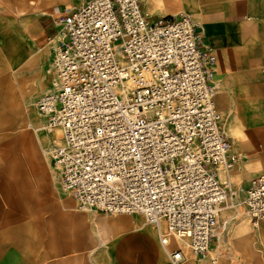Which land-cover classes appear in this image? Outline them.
<instances>
[{"label": "built area", "instance_id": "1", "mask_svg": "<svg viewBox=\"0 0 264 264\" xmlns=\"http://www.w3.org/2000/svg\"><path fill=\"white\" fill-rule=\"evenodd\" d=\"M50 87L35 100L58 130L47 153L81 210L142 216L171 264L206 259L236 162L208 80L211 54L187 15L150 19L142 0H86L56 19ZM264 220V174L240 200ZM171 237L183 247H171Z\"/></svg>", "mask_w": 264, "mask_h": 264}, {"label": "crops", "instance_id": "2", "mask_svg": "<svg viewBox=\"0 0 264 264\" xmlns=\"http://www.w3.org/2000/svg\"><path fill=\"white\" fill-rule=\"evenodd\" d=\"M142 5L150 19L187 15L197 25L201 47L213 59L208 80L214 88L221 128L237 157L235 169L226 173L227 181L220 180L219 172L218 177L228 198L241 200L250 179L264 174V0H142ZM57 13V9L31 11L0 28V78L30 66L48 72L59 36ZM45 78L40 74L29 91L18 84L16 98L25 104L33 102L40 90H46ZM33 125L38 126L34 134L40 140L41 123ZM43 135L47 138L48 134L42 131ZM68 198L74 200L65 194L59 204L65 215L59 222L62 240L51 244L49 251L41 249L35 231L27 226H0V264H85V213L81 212L85 210L75 211ZM6 218L2 215L0 223ZM113 221L122 226L108 251L112 264L171 263L159 239L164 224L156 227L123 217ZM235 227L226 240V259L221 264H264V220L256 226L240 221ZM69 231L75 236H69ZM89 234L96 236V230L92 228ZM170 242L171 247L177 245L172 237ZM183 264L213 263L187 254Z\"/></svg>", "mask_w": 264, "mask_h": 264}, {"label": "rangeland", "instance_id": "3", "mask_svg": "<svg viewBox=\"0 0 264 264\" xmlns=\"http://www.w3.org/2000/svg\"><path fill=\"white\" fill-rule=\"evenodd\" d=\"M85 1L0 0V28L10 26L18 17L31 11L53 12L57 9L58 13H61ZM40 74H44L47 79L46 90H40V95L49 90L51 72L43 71L38 66L11 71L0 78V218L2 215H8L0 226H27V229L35 231L41 249L49 251L51 244H59L62 240L59 222L64 215L59 204L64 201L65 194H62L60 182L53 173L47 153L50 143L58 137L53 136L52 131L48 133L47 138L45 135L41 137L42 131L48 132V128L35 106L39 95L31 103L26 101V104H23L22 99L16 98L19 92L18 84H21L25 91H29L40 80ZM33 123H43L45 126L42 131H37L40 140H37L34 134L38 126ZM32 148H35V154H31ZM233 169L235 165L228 170H219L220 180L226 182V173L231 174ZM233 182L236 183L234 180ZM70 200L72 207L78 211L75 200ZM239 201L228 198L222 202L208 255L206 259L199 260L213 264L225 261L227 238L235 233L238 222H249ZM81 212L85 213V264H112L108 251L112 250L113 237L119 234L122 226L119 221H113L114 219L123 217L147 224L139 215L98 213L90 210ZM63 218L65 219V215ZM92 228L96 230V236L93 237L89 234ZM162 229L164 233L165 227ZM68 235L75 236L71 231ZM93 245L96 248L91 251ZM177 245L183 247L181 241H177Z\"/></svg>", "mask_w": 264, "mask_h": 264}, {"label": "bare ground", "instance_id": "4", "mask_svg": "<svg viewBox=\"0 0 264 264\" xmlns=\"http://www.w3.org/2000/svg\"><path fill=\"white\" fill-rule=\"evenodd\" d=\"M48 70H49V68H48ZM23 104H25V102H23ZM44 128H45L44 124L41 123V129L43 130ZM50 131H52L51 133H52L53 136H55V137H59L60 132H59L57 129H56V130L48 129V132H47V131H44V132H46V133L48 134ZM31 154H34V151H33V150H31ZM227 173H228V172H227ZM220 210H221V209H220ZM217 231H218V230H217Z\"/></svg>", "mask_w": 264, "mask_h": 264}]
</instances>
